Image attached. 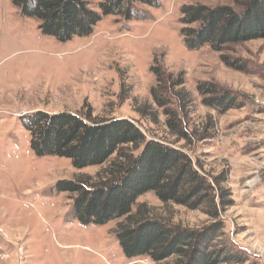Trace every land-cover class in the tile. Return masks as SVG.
<instances>
[{"label":"rangeland","instance_id":"obj_1","mask_svg":"<svg viewBox=\"0 0 264 264\" xmlns=\"http://www.w3.org/2000/svg\"><path fill=\"white\" fill-rule=\"evenodd\" d=\"M88 2L100 11V0ZM158 3H136L133 19L102 15L89 35L62 41L42 32L39 20L23 15L14 0H0V264H158L126 256L114 231L122 219L85 224L72 214L75 194L59 190V183L96 182L106 165L77 169L66 156L36 154L24 122L34 112L63 111L91 112L98 121L128 118L149 139L185 150L202 174L219 177L231 191L216 241L246 252L245 264H264V39L228 43L222 51L188 49L183 6L238 9L242 0ZM161 77L170 84L165 101L194 130L191 143L170 133L154 99ZM207 81L234 93L236 105L220 113L204 104L198 86ZM137 200L144 214L190 229L212 221L152 191Z\"/></svg>","mask_w":264,"mask_h":264},{"label":"trees","instance_id":"obj_2","mask_svg":"<svg viewBox=\"0 0 264 264\" xmlns=\"http://www.w3.org/2000/svg\"><path fill=\"white\" fill-rule=\"evenodd\" d=\"M140 2L151 7L159 5L158 0H100L97 11L88 0H14L23 15L39 20L42 32L62 41L89 35L102 15L136 18V3ZM182 14V22L189 25L181 28L188 49L208 45L222 51L228 43L264 39V0H242L238 9L227 4H189L182 7ZM193 23L198 25L191 26ZM158 80L160 87L153 95L164 108L170 133L191 143L194 130L190 132L184 118L165 101L170 84L162 77ZM198 91L204 104L220 113L234 107L238 100L231 91L208 81L200 83ZM34 113L24 122L36 154L66 156L77 169L106 165L104 177L96 182L64 180L58 189L75 194L72 214L85 224L124 219L114 231L128 258L149 256L158 264L246 263V252L227 245L226 240L216 241L224 227L222 212L233 202L231 191L221 187L224 181L219 177L212 181L202 174L185 150L161 139H149L128 118L98 121L91 112ZM198 164L204 170V165ZM148 191L161 201L202 210L212 221L202 228L190 229L146 215L145 205L137 199Z\"/></svg>","mask_w":264,"mask_h":264},{"label":"built area","instance_id":"obj_3","mask_svg":"<svg viewBox=\"0 0 264 264\" xmlns=\"http://www.w3.org/2000/svg\"><path fill=\"white\" fill-rule=\"evenodd\" d=\"M145 261H146V260H145ZM145 261L141 260L142 264H144V263H145ZM136 262H138V261H137V260H134V261H131V263H130V264H136Z\"/></svg>","mask_w":264,"mask_h":264}]
</instances>
